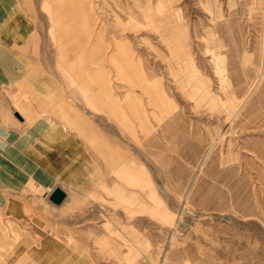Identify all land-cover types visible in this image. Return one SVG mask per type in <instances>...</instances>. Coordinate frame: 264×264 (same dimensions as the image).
Listing matches in <instances>:
<instances>
[{
  "label": "rangeland",
  "instance_id": "rangeland-1",
  "mask_svg": "<svg viewBox=\"0 0 264 264\" xmlns=\"http://www.w3.org/2000/svg\"><path fill=\"white\" fill-rule=\"evenodd\" d=\"M19 1L44 100L0 149V264H264V0Z\"/></svg>",
  "mask_w": 264,
  "mask_h": 264
},
{
  "label": "crops",
  "instance_id": "crops-1",
  "mask_svg": "<svg viewBox=\"0 0 264 264\" xmlns=\"http://www.w3.org/2000/svg\"><path fill=\"white\" fill-rule=\"evenodd\" d=\"M25 2L26 0L24 4ZM31 20L28 21L27 12L22 9L19 0H0V149H4L9 145V141L11 142L8 137L10 113L19 105L26 92L32 90L31 97L34 99L35 110L43 108L44 81L39 69L42 62V37L36 28V21L33 24ZM51 100L50 98V102ZM46 102L48 103L47 100ZM23 111L28 116L32 114L31 109L24 108ZM2 115L7 116L6 123L2 122ZM34 125L35 136L41 135L49 146L55 144L57 148L59 147L57 139L61 133L57 128H52L41 121H35ZM28 141L29 139L17 142L16 145L25 150L28 156L33 157L36 163H42L43 158H39L42 153L28 150ZM48 157L53 162V154ZM47 161L49 162V159L45 162Z\"/></svg>",
  "mask_w": 264,
  "mask_h": 264
},
{
  "label": "water",
  "instance_id": "water-1",
  "mask_svg": "<svg viewBox=\"0 0 264 264\" xmlns=\"http://www.w3.org/2000/svg\"><path fill=\"white\" fill-rule=\"evenodd\" d=\"M65 197L64 193L57 189L54 191V193L51 195V201L54 202L55 204L59 203V199H63Z\"/></svg>",
  "mask_w": 264,
  "mask_h": 264
}]
</instances>
